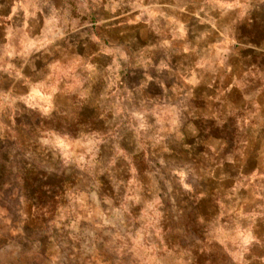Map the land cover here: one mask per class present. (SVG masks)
Wrapping results in <instances>:
<instances>
[{
  "label": "rangeland",
  "instance_id": "1",
  "mask_svg": "<svg viewBox=\"0 0 264 264\" xmlns=\"http://www.w3.org/2000/svg\"><path fill=\"white\" fill-rule=\"evenodd\" d=\"M0 264H264V0H0Z\"/></svg>",
  "mask_w": 264,
  "mask_h": 264
},
{
  "label": "trees",
  "instance_id": "2",
  "mask_svg": "<svg viewBox=\"0 0 264 264\" xmlns=\"http://www.w3.org/2000/svg\"><path fill=\"white\" fill-rule=\"evenodd\" d=\"M200 216H196V219H192L193 218V214L191 216V220L193 222H196V224L198 225L199 228H201L202 230V235L200 236V239L202 241H205L208 238V233L210 232V230H208V222L210 220L209 216L206 213L203 212H198ZM199 218V220L197 219ZM206 242V241H205ZM210 244L213 246V248L215 250H218V252L224 253L223 251V247L219 245V243L212 241L210 242ZM217 263H220V259H218Z\"/></svg>",
  "mask_w": 264,
  "mask_h": 264
},
{
  "label": "clouds",
  "instance_id": "3",
  "mask_svg": "<svg viewBox=\"0 0 264 264\" xmlns=\"http://www.w3.org/2000/svg\"><path fill=\"white\" fill-rule=\"evenodd\" d=\"M113 10H115V9H113ZM137 19H139V17H137ZM94 39H97L96 37H94ZM143 126V125H142ZM179 174V173H178ZM179 175H181L182 176V178H183V176H184V174H179ZM185 188H190L191 186L189 185V184H187V183H184V185H183Z\"/></svg>",
  "mask_w": 264,
  "mask_h": 264
},
{
  "label": "crops",
  "instance_id": "4",
  "mask_svg": "<svg viewBox=\"0 0 264 264\" xmlns=\"http://www.w3.org/2000/svg\"><path fill=\"white\" fill-rule=\"evenodd\" d=\"M208 30V29H207Z\"/></svg>",
  "mask_w": 264,
  "mask_h": 264
}]
</instances>
